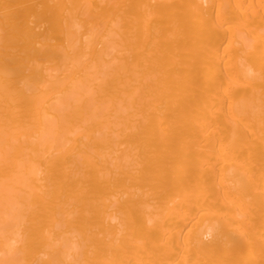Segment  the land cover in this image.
Returning a JSON list of instances; mask_svg holds the SVG:
<instances>
[{"label": "bare ground", "instance_id": "obj_1", "mask_svg": "<svg viewBox=\"0 0 264 264\" xmlns=\"http://www.w3.org/2000/svg\"><path fill=\"white\" fill-rule=\"evenodd\" d=\"M0 264H264V0H0Z\"/></svg>", "mask_w": 264, "mask_h": 264}]
</instances>
